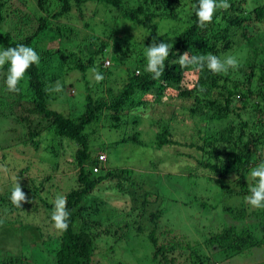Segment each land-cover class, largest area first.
Returning <instances> with one entry per match:
<instances>
[{
  "label": "rangeland",
  "instance_id": "374dc122",
  "mask_svg": "<svg viewBox=\"0 0 264 264\" xmlns=\"http://www.w3.org/2000/svg\"><path fill=\"white\" fill-rule=\"evenodd\" d=\"M141 1L125 0L122 9L136 7ZM248 1L251 7L255 5L254 0ZM180 4L173 9L175 12L189 13L191 11L190 0H181ZM143 6H152L155 11H161V6L153 4L152 0H144ZM121 12V10L110 6L93 3L92 9L88 8L81 17L77 15L69 17V19L61 18L58 21L73 26L78 32L77 41L74 42L67 38V41L72 44L89 35L99 36V41L105 40L110 43V47L106 51L96 56V66L89 67L86 73L65 60L64 56L70 53V50L64 48L62 51H65V55L62 56L60 52L62 42L52 39L44 41L36 38L37 43L40 44V49L37 51L40 55L39 66L46 71L45 76L46 80H49L50 92L56 93L54 97L51 96V98H55L51 103L52 108L67 115L77 116L86 106L88 93H92L94 98H98L101 95H107L110 87H113L115 92L119 91L127 67H136L137 58L145 56L144 44L146 42L139 44L144 36L140 34L142 30L140 27L135 26L134 29L129 25L127 29H124L121 25L123 20L120 18L121 21L117 20L118 25L114 33L108 37L100 33L103 29L100 20L109 22L112 17H121ZM162 18L160 32L170 33V36L166 38L172 43L177 36L176 30L183 27L184 24L181 20L173 17ZM261 26L264 27V24L245 26V30L254 37L251 41L244 39L240 35L242 29L238 28L239 37L242 39L241 43L243 45L262 44L258 37ZM145 34L148 36V33ZM139 35L140 37L135 42L132 36ZM261 35H264V31ZM82 45H84L82 46L84 54L80 51L79 55L83 61L89 58L88 54L96 53L99 46L98 43ZM65 47H68V44ZM0 48H6L2 41H0ZM240 48H244V46ZM117 50L121 55L120 62L116 58H112ZM227 55H235L240 61L239 67L236 70L230 69L229 73L233 78L242 81L243 92L257 87L260 77L253 79L251 68L243 66L244 51L232 47L228 51L222 52L220 58ZM5 64L0 66V249L5 251L1 256L3 258L0 259V264H6L11 258L13 260L10 264H56V252L60 245L58 241L60 229L48 215L45 202L53 208L57 194H62L67 199L68 194L78 187L80 165L75 161V153L80 144L65 138L61 141L58 138L55 139L52 132L43 128L41 130V127V133L36 134V129L33 126H29L31 127V136L36 134L35 137H32L36 141L39 140L40 144L36 147L35 144H23L20 141L21 139L25 140L26 135H28L27 138L30 137V129L28 130L24 124L21 125V119H25L27 123L26 119L31 115V110L36 108L37 103L33 100H23L19 94L10 95L5 84L8 70L5 68ZM93 68L103 73L102 81L97 82L94 79L91 72ZM257 75L259 74L256 73L255 76ZM57 82L62 85V90L59 92L54 90ZM188 83L189 86H193L194 79L189 80ZM27 86V80L20 84V88L25 91H27ZM87 86L91 88L89 92ZM253 95L241 110V119L250 124L243 141L239 139L240 118L234 119L236 118L234 115L231 119L222 121H209V119H214L212 112H205L204 117H197L191 112L193 108H191L190 101L177 100L179 103H175L176 99L170 93H166L162 102L156 104L159 108L163 105L166 106V115L177 114L178 124L181 123L180 118H184V126L173 129L174 137H188L189 140L183 142L190 143V141L198 140L203 142L201 138L197 137L210 135L209 138L211 137V142L215 147L208 143L205 146L210 150L215 148V155L201 153L194 147L190 148L184 145L167 148L165 146L162 149L154 148L151 142L156 138L157 129L155 127L158 124L155 123L154 127L148 119L137 123V114H140L141 110L134 111L137 114L129 118L128 127L124 125L125 131L128 129L127 131L130 130L131 133L138 132L137 142H121L118 146V143H113L111 151H108L107 148L109 139L113 142L118 135L117 132L119 133L118 138L122 139V128L112 129L103 119L88 126L87 133L90 137L93 156L107 155V160L102 163L103 167L107 169L111 167L109 165H121L131 171V179L123 185L126 187L125 192H122L121 187L117 185L111 189L101 186L83 199L76 206V210H78L77 230L80 228L94 230L96 223L92 220L87 221V219L92 218V214H95L94 208L99 206L104 208L102 211L104 217L105 213L113 214L117 209L120 210L114 214L122 211L121 209L137 208L131 214L130 219L139 220L141 218L142 223L144 222L143 215H147L148 219L144 231H138V222L132 225V229H127V225L123 222L121 226L125 225L123 230L126 231H120L121 234L124 233L121 242L120 239L115 242L112 236L98 237L100 239L96 243L98 264H156L153 261L154 247L149 235L154 225L151 217L161 211L157 221V236L161 241H164L163 239H166L167 235L170 237L176 235L177 240H184L192 246H199L210 256L218 258L217 261L220 262L215 264H264V245L252 248V252L248 249L229 258L217 249L212 252L207 246L208 239L223 234L230 228L240 232L257 224L255 230L258 233H264V226L260 224L258 217L251 216L255 210L263 208L251 207L245 202V196L228 194L221 184V175L203 164L208 161L225 163L228 173L224 176V180L230 186L240 189L241 172L236 169L239 164H236V168H234L232 163L237 158L243 159L245 143H251L255 155L252 168L264 160V136L260 138V142H256L258 121L261 117L257 114L254 104L259 100L260 94ZM240 98V94L235 95L234 103L239 104V107L242 108L244 104ZM192 103L194 106L196 102L192 101ZM151 109L152 104L148 107V110ZM49 123L45 122L44 126ZM237 124L239 126H236ZM260 126L264 130V121H260ZM193 129L197 133L196 137L190 136ZM9 133L18 136V141L21 143L12 147L8 146L6 139ZM211 134L214 135L213 138ZM247 178L243 177L242 180L253 183L249 175ZM17 182L27 196L25 206L23 202V204L21 203L22 209L14 205L10 199L11 191ZM39 184L42 188L37 187V185L40 186ZM33 188H37L39 192L37 195H34ZM128 192H130L129 195ZM37 204H39L38 211L34 210ZM243 209L247 212L246 215H240ZM96 221L100 222V218H96ZM102 224L103 222L100 226ZM250 230L254 231L256 235L255 230ZM212 247L215 248L216 245H212ZM9 251L10 254H8ZM189 253H191V249H187L185 253L187 260H190L187 257ZM10 255L14 256L9 257ZM180 259L185 260L183 257ZM180 259L175 264H185Z\"/></svg>",
  "mask_w": 264,
  "mask_h": 264
},
{
  "label": "trees",
  "instance_id": "16d2710c",
  "mask_svg": "<svg viewBox=\"0 0 264 264\" xmlns=\"http://www.w3.org/2000/svg\"><path fill=\"white\" fill-rule=\"evenodd\" d=\"M190 1L192 9L189 13H177L173 9L181 5V0H152L153 4L161 6V11L158 12L152 6H143L144 0L139 2L136 7L131 6L128 9H122L125 0H0V41L4 43L6 48L24 44L38 51L40 44L37 43L36 38L44 41L52 39L62 42L60 46L62 56L65 55V51L62 50L68 48L70 53L64 56L65 60L83 73H86L89 67L96 66V56L106 51L110 47V43L105 40L99 41V36L89 35L88 37L80 38L77 43L72 44L67 41V38L74 40V42L77 41L79 38L78 32L73 26L58 22L61 18L69 19V17L77 15L81 17L88 8L92 9L93 3L119 9L122 11L121 17H112L109 22L100 20L103 27L100 33L107 37L110 36L116 30L117 20L119 21L122 18L123 22L121 25L124 29H127L129 25L133 26L134 29L136 27H140V30L142 29L140 34L144 36L141 42L139 41V44L146 42L144 49L146 46H151L153 41L157 43L169 42L166 37L170 36V33L160 32L162 17H173L181 20L184 24L183 27L176 30L177 36L172 41L173 46L170 49L168 59L165 61V70L158 79H153L152 74L146 71V56H140L136 60V67H127L119 91L115 92L113 87H110L107 95H101L98 98H94L92 93H88L84 110L80 111V114L75 117L52 108L51 103L54 102L55 98H51V96L54 97L56 93L50 92L49 80H46L45 76L46 71L39 64L33 65L28 71L26 79L28 82L27 91L21 89L18 93L10 92V95L19 94L21 99L33 100L37 103L36 108L31 110V115L26 119L27 123L25 119H21V125L24 124L28 130L30 129L29 138H27L28 135H26L25 140L20 138L23 144L31 143L37 147L40 141H36L34 135L41 133L40 127L41 130L43 128L52 132L55 139L58 138L61 141V139L65 138L80 144L75 153V161L80 165L78 170L79 185L68 194L66 199V209L69 212L67 218L68 227L66 230L60 229V239L58 238L60 245L56 252V264H98L96 261V243L100 240L98 237L112 236L115 242L118 239L121 242L124 233L121 234L120 231L126 227L125 225H127V229H132V225L138 222V231H144L146 220H148L147 215L142 216V219H144L143 223L140 221L141 218L139 220L130 219L131 214L137 208L121 209L122 211L114 214L120 210L117 209L113 214L105 213L104 217L102 215L104 208L99 206L94 208L95 214H92V218L87 219V221L92 220L96 223L94 224V230L96 231L81 228L77 230L78 210H76V206L83 199L101 186L111 189L117 185L121 187L120 190L122 192H125L124 189L126 187H123V185L131 179V171L121 165L113 164L105 169L102 163L107 160V155L106 160L103 161L99 159V155L93 156L90 147V137L87 133V128L90 124L103 119L112 129L122 128V139L118 138V132L113 142L109 139L107 148L108 151H111L113 143H118V146L121 142H137L138 132L131 133L130 130L127 131L128 129L125 131L124 125L128 127V124H130L129 118L137 114L134 111L141 110V113L137 114V123L148 119L153 126L155 123L158 124L157 127L154 126L157 129L156 138L151 142L154 148L162 149L165 146L167 148L169 146L184 145L190 148L194 147L195 150L201 153L215 155V148L210 150L205 146L208 143L215 147L211 142V137L209 138L210 135L197 137L201 138L203 142L198 140L195 142L190 141V143L183 142L189 140L188 137H174L173 129L184 126V118H180L181 123L178 124L177 114L174 113L173 116L166 115V106L163 105L159 108L156 104L162 102V98H164L166 93H170L176 99L175 103H179L177 100L190 101L191 108H193L191 112L197 117H204L205 112H212L214 119H209V121H222L229 120L234 115L236 116L234 119L240 118L241 130L239 139L243 141L244 136L248 133L250 124L248 121L241 119V110L248 104V100L254 96L253 94H260L259 100L254 104L257 108V114L261 117L258 121L259 127L258 132H256L258 134L256 142H260V138L264 136V130L260 126V121H264V35H261L264 27L261 26L260 32L257 31L259 34L257 35L262 41V44L259 45H243L237 31L238 28L242 29L240 35L247 41L254 39L245 30V26L249 24H255L256 26L264 24V0H254L255 5L253 7L250 6L248 0H228L230 7L226 10L220 9L214 14L213 21L211 23L206 22L204 27L199 25L198 18L195 15L194 6L198 7V0ZM162 7L164 8L162 9ZM145 33H148V36ZM132 37H134L136 42L140 35ZM96 43L99 44L96 53L88 54V56L90 55L89 58L83 61V58L79 55L80 51L84 54V49L82 48L84 45L82 44ZM66 44H68V47H65ZM241 46H244V48H240ZM232 47L244 51L243 66L251 68L253 79L260 77L257 87H252L245 93L241 89L242 81L233 78L229 72L227 74H214L206 66L204 69L196 71L194 65L181 66L179 63L180 55L185 53L189 54V56L211 53L220 57L222 52H226ZM112 58H116L120 62L121 55L118 50L115 55H112ZM9 66L8 63L5 64L6 69ZM256 73L259 75L255 76ZM191 79H194L193 86H189L188 83ZM90 90L91 88L87 86V91L89 92ZM238 94L241 95L240 100L244 104L242 108L239 107V104L234 103L235 95ZM192 101L196 102L194 106ZM150 104H152V109L148 110ZM133 112L134 114H132ZM45 122L50 123L44 126ZM29 126H33L36 129V134L32 135L34 137L31 136V127ZM236 126H239V124ZM196 134L195 129L191 130L190 136L196 137ZM213 137L214 135H212ZM18 139V136L9 133L6 139L8 146L12 147L17 143H21ZM245 148L243 159L237 158L232 163L234 168H236V164H239L236 169L241 172L240 189L230 186L224 180V176L228 173V170L225 169V163L218 161L216 163L209 161L203 163L206 167L221 175V184L228 194L242 195L243 197L250 195L249 183L247 180H242V178L248 177L255 155L252 151L251 143L246 142ZM228 164L230 165V163ZM97 166L99 169L95 171ZM37 187L42 188L41 185H37ZM33 193L34 195L39 193L37 188H33ZM127 194L129 195L130 192ZM26 202L27 200L23 202L24 206ZM22 204L21 209L23 208ZM38 205H35L36 209L34 210H39ZM45 205L48 208V215L51 216L52 206L47 202H45ZM241 211L240 215H246L245 209ZM29 212L31 213V209ZM161 212L151 217L154 225L149 235L154 247L153 261L156 264H175L181 257L185 259L184 261L180 259L185 264H215L220 262L217 261L218 258L210 256L199 246H192L187 241L177 240L176 235L173 237L167 235L166 239L164 238V241H161L157 236V221ZM252 215H256L260 224L264 226V208L255 210L254 213H251ZM96 218H100V222H97ZM102 222L103 224L100 226ZM123 222H125V225L121 226ZM256 225H251L240 232L231 228L227 229L225 233L208 239L207 246L212 252L215 249L222 251L228 258L248 249L252 252V248L264 245V233H258L255 230ZM250 229L255 230L257 232L256 235ZM125 231L123 230V232ZM212 245H216V247L213 248ZM187 249H191V253L187 256L190 260L185 257ZM4 252L0 249V259L3 258L1 256H3ZM8 254H10V251ZM13 256L10 255L9 257ZM12 260L13 258L6 264H10Z\"/></svg>",
  "mask_w": 264,
  "mask_h": 264
},
{
  "label": "clouds",
  "instance_id": "9594fccd",
  "mask_svg": "<svg viewBox=\"0 0 264 264\" xmlns=\"http://www.w3.org/2000/svg\"><path fill=\"white\" fill-rule=\"evenodd\" d=\"M229 7L228 0H198V7L194 6V9L199 25L204 27L206 22L211 23L213 21L215 13L220 9L226 10ZM172 46V43L153 41L151 46L145 47L146 71L152 74L153 79H158L164 72L165 61L169 57ZM5 63L10 65L5 80L6 88L9 92L18 93L21 91V82L27 79L29 69L40 63V55L34 48L24 44H18L16 47L0 48V66ZM179 63L181 66L194 65L196 71L202 70L206 66L214 74H227L230 69L236 70L240 61L235 55L220 58L211 53L192 56L185 53L180 55ZM91 72L97 82L104 79L103 73L97 69L93 68ZM54 90L61 91L62 85L57 82ZM249 176L254 183H249L250 195L245 196L244 200L251 207L264 208V160L250 170ZM10 199L14 205L20 208L21 203L27 200L26 193L18 182L11 191ZM66 203V197L57 194L53 202L54 207L51 215L56 227L65 230L68 227L67 218L69 216Z\"/></svg>",
  "mask_w": 264,
  "mask_h": 264
},
{
  "label": "built area",
  "instance_id": "2783aa9c",
  "mask_svg": "<svg viewBox=\"0 0 264 264\" xmlns=\"http://www.w3.org/2000/svg\"><path fill=\"white\" fill-rule=\"evenodd\" d=\"M99 159L102 160V161H103V160H106V155H105V154H100V155H99ZM98 169H99L98 166L95 167V171H98Z\"/></svg>",
  "mask_w": 264,
  "mask_h": 264
}]
</instances>
